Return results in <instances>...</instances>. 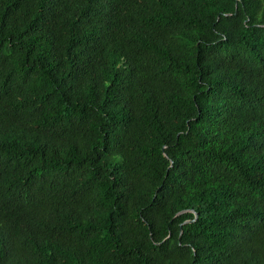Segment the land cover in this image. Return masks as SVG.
Wrapping results in <instances>:
<instances>
[{"label":"trees","instance_id":"16d2710c","mask_svg":"<svg viewBox=\"0 0 264 264\" xmlns=\"http://www.w3.org/2000/svg\"><path fill=\"white\" fill-rule=\"evenodd\" d=\"M0 264H264V0H0Z\"/></svg>","mask_w":264,"mask_h":264},{"label":"water","instance_id":"95a60500","mask_svg":"<svg viewBox=\"0 0 264 264\" xmlns=\"http://www.w3.org/2000/svg\"><path fill=\"white\" fill-rule=\"evenodd\" d=\"M197 217H198V214L196 213V218H195L194 220H196V219H197ZM189 221H193V220H189Z\"/></svg>","mask_w":264,"mask_h":264}]
</instances>
